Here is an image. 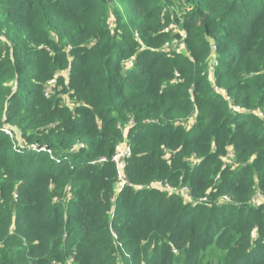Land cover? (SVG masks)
Here are the masks:
<instances>
[{
	"label": "trees",
	"instance_id": "1",
	"mask_svg": "<svg viewBox=\"0 0 264 264\" xmlns=\"http://www.w3.org/2000/svg\"><path fill=\"white\" fill-rule=\"evenodd\" d=\"M170 23L186 33L184 53L162 51L180 36L161 32ZM212 45L228 98L210 86ZM255 110L264 0H0V264H264V205L248 204L255 181L264 191ZM130 121V185L115 192L114 164L96 161ZM229 148L252 162L227 168ZM158 182L187 187L195 203ZM68 185L71 201L53 203ZM213 247L222 261L206 259Z\"/></svg>",
	"mask_w": 264,
	"mask_h": 264
},
{
	"label": "rangeland",
	"instance_id": "2",
	"mask_svg": "<svg viewBox=\"0 0 264 264\" xmlns=\"http://www.w3.org/2000/svg\"><path fill=\"white\" fill-rule=\"evenodd\" d=\"M176 15H178V12L172 13V16L170 17V20L173 19ZM109 18H110L109 19L110 22L111 21H114V18H113V14L112 13H110ZM111 23H114V22H111ZM170 24L166 28L161 29V32L167 31L169 33H172L171 37H173L176 33H178V31H182L181 29H179V27H176L175 25L171 28L170 27ZM184 48L185 47H184L183 43L181 41H179L177 44L175 43V44H171L169 47H163L162 48V51L163 52H167V53H175V52L181 53V52L184 51ZM218 54H220V53H218ZM215 57H216L217 63H218L217 54H216ZM209 82H210V86L214 90L217 91V94H222L225 97H227L226 93L223 90H221L218 87H217V89H215V83H214L213 80H211ZM12 86L15 87L14 82L12 83ZM45 89H47V91L51 95H54L55 92H57L60 89H62V87L61 86H58V88L55 89L54 92L50 88H48V87H45ZM59 96L61 98V104L62 105H65L66 107H68L70 109H73L75 107L74 104L72 103V99L70 98V96L67 93H61ZM253 114L259 116V118H261L264 121V114L261 111L255 110V111H253ZM196 116H197V114L196 113H193V115L190 116L189 121H186L185 123H180V124H184V127L186 129H189V127H191L192 125H194V123H195L194 120L196 119ZM181 121H183V120H181ZM133 125H134V123L131 122V121L129 123H127L126 125H124L123 126V132H125L126 135H127L130 126H133ZM10 132H11V134L9 135V137L11 139H13L16 142L24 143V139L21 138V135H20L19 130H17L14 127H12ZM229 149L230 150H229L228 155L225 158H223V165L227 166V168H230L231 170H234V171H238L243 166H245V165H247V164H249V163L252 162V158H244V157L241 158L240 156H238L237 153H234V151H232L231 148H229ZM165 155L167 157V156H169V153L167 152ZM69 161H70V158H69ZM189 162L190 163H196V162H198V160L197 159H194V158H191L189 160ZM53 188H54V186H53ZM63 188L64 187L61 188V195L63 194L62 198L61 197L59 198L57 195L56 196H53V198H52V202L53 203L54 202H57L60 199H62L63 200L62 202L64 204H66L65 201H64V198H65V190ZM65 188H66V186H65ZM137 188H140V187H137ZM179 188H176V190L173 193H171V194H177V195H179L180 198H181V200L183 201V203L194 204L195 201L190 197L189 192L179 191L178 190ZM254 188H255V190H254L253 194L251 195V197H250V199L248 201V204H250L252 206L264 205V191L259 188V186L256 183V181H255V184H254ZM13 196H14V199H16V197H17L16 193H14ZM54 197H57V200L56 201L54 200ZM230 201L231 200L228 197V195H226V197H219L216 200V202H221V203H228ZM204 202H208V201L206 200ZM223 257H224V252L221 251L220 248L219 249H217L215 247L208 248L207 251H206V259L210 260L213 263H217L218 261H222L223 260ZM71 262H72V260H69L67 262V264H71Z\"/></svg>",
	"mask_w": 264,
	"mask_h": 264
},
{
	"label": "built area",
	"instance_id": "3",
	"mask_svg": "<svg viewBox=\"0 0 264 264\" xmlns=\"http://www.w3.org/2000/svg\"><path fill=\"white\" fill-rule=\"evenodd\" d=\"M183 1V0H180ZM171 9H174V7L172 6ZM174 26V24H170V27L172 28ZM176 26V25H175ZM178 34L180 35L179 37H174L172 40L165 42V46L164 47H169L171 44H177L179 41H181L183 43V45H185L184 39L186 38V33L182 30V31H178ZM137 36V35H136ZM71 47L67 46L66 47V51H68ZM48 50V48H46ZM216 46L212 45L211 46V54L210 57L208 58V70H207V75L208 78L210 80H213L214 77V71L216 69L217 66V59H216ZM133 66V62L131 59L127 60L125 62V68L129 69ZM70 72V67L68 66L67 69L65 70V77H68ZM176 77L179 76L178 73L175 74ZM54 80H50L46 83V86L48 88H50L53 84H54ZM14 85L16 86V83L14 82ZM215 89H217V87L215 86ZM216 91V90H215ZM217 92V91H216ZM48 91L46 89L45 94H47ZM190 117L187 119V121H189ZM3 131L7 134L10 135L11 134V130L8 127H3ZM124 140H122L121 142H119L117 144V146L115 147V150L113 152V154L107 158V157H100L99 159H97L96 162L98 163H104V162H111L114 164L115 166V171H116V176H115V192H118L120 190H122L124 187H127L130 185L129 180L126 178L125 175V167L127 165L128 159L131 157L132 155V150H131V146L130 143L126 137V133H124ZM49 155H51V151H48ZM154 188L158 189L159 191L162 192H166L168 194L173 193L176 188H174L173 186L169 185L168 183H153L152 185ZM179 191H185V192H189V189L187 187H180L178 189ZM71 186L68 185L65 188V198L64 201L65 203H69L71 201ZM54 200H57V197H54ZM205 200V199H202ZM201 200V201H202Z\"/></svg>",
	"mask_w": 264,
	"mask_h": 264
}]
</instances>
